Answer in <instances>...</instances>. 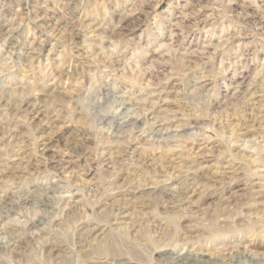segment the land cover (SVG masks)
<instances>
[{"label":"rangeland","instance_id":"1","mask_svg":"<svg viewBox=\"0 0 264 264\" xmlns=\"http://www.w3.org/2000/svg\"><path fill=\"white\" fill-rule=\"evenodd\" d=\"M262 240L264 0H0V264Z\"/></svg>","mask_w":264,"mask_h":264},{"label":"bare ground","instance_id":"2","mask_svg":"<svg viewBox=\"0 0 264 264\" xmlns=\"http://www.w3.org/2000/svg\"><path fill=\"white\" fill-rule=\"evenodd\" d=\"M233 222H234V220H233ZM219 231H220L219 228L215 227V233L212 232L211 234L213 235V237L214 236H220L219 234H217V233H221ZM246 243L248 245L246 244L247 246H244L245 250H243V251H241L242 249L241 250L239 249V247H241V241H238L237 245H235V246L229 247L227 245H222L220 248H218L219 252H220L219 254L218 253H212L211 250H208V249L207 250H203V249L199 250L198 249L199 246L197 248H195V250L198 251L196 253H195L193 248L191 250L187 249L184 252L181 251V252H177V253L172 254V256L170 258L171 264H233V263H235L234 258H232L230 260L227 259L229 262L225 261V259H226L225 252H227L229 255H231V257H236L239 254V252H241L236 262H240V260H243L247 264H259V263L264 264V258L256 259V257H253L251 254L249 255L251 250H253L252 248H254V246L257 245L258 242L256 243L253 241H248ZM263 243H264L263 240L260 241V245H262ZM111 245H113V243H111ZM238 249L240 251H238ZM215 255L220 256V258L215 257Z\"/></svg>","mask_w":264,"mask_h":264}]
</instances>
